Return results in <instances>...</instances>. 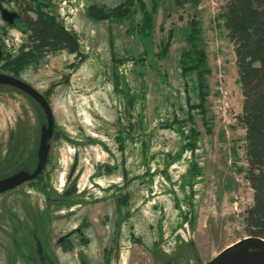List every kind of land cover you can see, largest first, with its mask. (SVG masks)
I'll list each match as a JSON object with an SVG mask.
<instances>
[{"label":"rangeland","instance_id":"1","mask_svg":"<svg viewBox=\"0 0 264 264\" xmlns=\"http://www.w3.org/2000/svg\"><path fill=\"white\" fill-rule=\"evenodd\" d=\"M92 1L113 5L123 0H53L54 12L79 32L82 50L88 54L77 69L66 67L73 55L63 51L16 76L40 93L52 87L49 105L63 135L49 136L43 187L23 181L0 193V264H30L26 257L42 263V256L54 264H206L245 234L240 214L252 202V189L240 171L246 160L244 128L237 120L242 93L234 46L215 18L227 0H198L208 53L211 123L208 133L192 112L200 132L203 180L193 222L176 231L179 215L160 174L128 184L123 179L122 165L133 175L139 171L140 156L137 147L122 155L113 138L121 98L111 86V56L121 55L124 47L137 53L138 43L131 22L109 25L89 20L84 7ZM146 2L150 6L149 0ZM13 11H17L15 0H0V64L3 43L17 46L25 38L9 25ZM192 12L189 2H157L156 44L169 30L174 34L167 58L159 61L167 74V85L149 68L143 77L138 65L129 64L125 69L131 77L132 95L139 91L141 80L146 84L144 101L137 102L135 114L142 113L143 125L151 132L152 151L157 154L150 172L164 167L163 153L179 148L172 131L152 127L173 113L186 114L178 55L187 46L184 33ZM24 127L32 133L40 128L36 106L16 88L0 85V159ZM185 168L184 161L168 168L179 197L178 182ZM125 193L131 214L115 238L117 217L127 208L123 204L118 208L116 198Z\"/></svg>","mask_w":264,"mask_h":264},{"label":"trees","instance_id":"2","mask_svg":"<svg viewBox=\"0 0 264 264\" xmlns=\"http://www.w3.org/2000/svg\"><path fill=\"white\" fill-rule=\"evenodd\" d=\"M149 2L150 6L146 0H123L113 5L92 1L84 7V14L95 23L105 22L109 25L133 23V33L138 43L137 53L124 47L121 55L111 56V86L121 98L117 120L113 122L116 126L113 138L122 155L127 149L132 150V147L139 150L140 160L137 165L139 171L130 175L125 165H122L125 183L128 184L133 179L152 178L154 174H160L165 180L166 192L179 215L176 231L193 222L195 199L203 180V167L199 155L200 132L195 127L192 112H196L206 132L210 133L211 121L207 103L208 53L204 47L199 1L175 0L178 5L189 2L193 8L184 33L187 46H183L178 55L179 75L187 111L185 116L173 113L172 117L159 119L153 124V130L161 128L172 131L179 140V148L174 152L163 153L164 167L150 172V164L157 154L152 151L151 141L148 139L151 132H147L143 125L142 113L135 114L137 102L144 101L146 84L141 80L139 91L132 95L131 77L126 74L125 69L129 64L138 65L139 74L143 77L145 68H149L167 85V74L159 61L167 58L174 34L169 30L165 39L160 40L159 45L156 44L155 14L158 0ZM15 5L17 11L11 13L9 25L24 34L25 38L17 46L10 42L3 43L0 72L5 71L16 77L29 68L38 67L48 56L63 51L73 55L72 61L66 65L72 70L77 69L86 60L88 54L82 50L83 42L79 32L58 18L54 12L53 0H15ZM215 18L216 25L223 28L226 36L233 42L235 69L242 93L241 112L237 115V120L244 128L246 164L240 171L252 189V202L240 214L245 234L241 235L238 231L241 235L239 239L245 236L264 238V0H227ZM21 92L36 106L40 128L32 133L29 128L24 127L19 138L9 145L6 154L0 160V180L17 173H33L41 157V141L43 131L46 130L42 126L47 125L46 114L35 98L24 91ZM51 92V86L42 92L48 103ZM52 135L56 138L63 135L55 123ZM45 143L46 146L49 145V136ZM48 161V153L44 152L42 167L27 181L28 184L44 186L43 172ZM179 161H184L186 165L178 182L182 197L175 191L168 173L170 165ZM122 163H125V158ZM106 167L109 168L108 165ZM116 203L118 208L122 204L127 208L117 217L115 238L131 214L127 206L129 202L126 193L116 198ZM131 238L136 239L134 236ZM26 260L30 264H42L32 258L26 257ZM44 263L54 264L49 260H45Z\"/></svg>","mask_w":264,"mask_h":264},{"label":"water","instance_id":"3","mask_svg":"<svg viewBox=\"0 0 264 264\" xmlns=\"http://www.w3.org/2000/svg\"><path fill=\"white\" fill-rule=\"evenodd\" d=\"M0 84H9L15 86L31 95L41 104L47 118V125L45 127L46 130L43 131V137L41 141V157L35 171L31 174L17 173L4 180H1V193L8 189L15 188L23 181L30 180L41 169L44 152H46L47 148L45 141L46 138L52 134L54 118L50 105L42 93L33 89L24 81L10 74H0ZM206 264H264V238L256 236L242 237L241 239L223 248Z\"/></svg>","mask_w":264,"mask_h":264},{"label":"flooded vegetation","instance_id":"4","mask_svg":"<svg viewBox=\"0 0 264 264\" xmlns=\"http://www.w3.org/2000/svg\"><path fill=\"white\" fill-rule=\"evenodd\" d=\"M0 85L11 86V87H13V88H16V89L19 90V91H22V90L18 89L17 87L12 86V85H9V84H0ZM23 94H24V93H23ZM44 112H45V111H44ZM42 128H45V125L42 126ZM8 148H9V147H8ZM8 148H7V150H8ZM7 150L5 151L4 154H6ZM3 156H4V155H3ZM3 156H2V157H3ZM2 157H1V159H2ZM1 159H0V160H1ZM9 177H10V176H9ZM7 178H8V177H7ZM4 179H6V178H4ZM4 179H1V180H4ZM1 180H0V181H1ZM3 192H5V191H3ZM1 193H2V192H1ZM41 259H42V264H45V263H44L45 260H49L47 257H44V256H42ZM49 261H50V260H49Z\"/></svg>","mask_w":264,"mask_h":264},{"label":"built area","instance_id":"5","mask_svg":"<svg viewBox=\"0 0 264 264\" xmlns=\"http://www.w3.org/2000/svg\"><path fill=\"white\" fill-rule=\"evenodd\" d=\"M220 67V66H219Z\"/></svg>","mask_w":264,"mask_h":264}]
</instances>
